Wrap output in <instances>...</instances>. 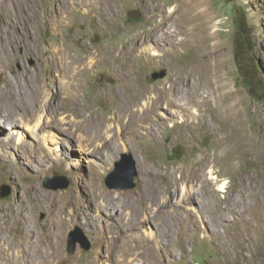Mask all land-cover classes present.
I'll return each mask as SVG.
<instances>
[{
	"label": "rangeland",
	"instance_id": "374dc122",
	"mask_svg": "<svg viewBox=\"0 0 264 264\" xmlns=\"http://www.w3.org/2000/svg\"><path fill=\"white\" fill-rule=\"evenodd\" d=\"M18 1L0 0V28L4 19L2 12L8 11L13 20H19L20 27L24 21H27L31 35L37 38V41H30L26 45L22 43L16 48H11L12 55L8 59L0 58V88L6 91L7 87L15 85L16 82L23 84L24 75H27L31 85L40 83L43 86L49 76L44 44L52 43L56 37L63 35L70 38L77 34L81 37L77 44L85 42L88 46L98 49L109 47L112 52L113 72L110 73L101 66L95 75L83 76L81 100L82 102L87 100L84 92L89 94L105 92V96H95L92 105L99 116V124L103 126L102 133L107 130L105 125L108 126L110 132L107 131V135H110L113 140L110 143V139H105L97 129V140L91 143L89 134L77 130L74 117L61 112L56 114V110H59L58 104H52V113L42 111L39 116H42L44 123H52L64 131L61 130L60 133L51 128L46 130L48 131L47 142H42V146L49 153V160L43 159L42 161L49 167L52 160L61 161L63 164L65 161L64 167L50 169L44 175L33 171L28 165L26 168L28 167L29 171H22L17 159L21 162L26 160L16 157L15 154L4 155L0 148V192L3 186L11 189L9 196L0 197V213L7 210L10 204L16 203L18 195L25 199L30 209L34 208V205L31 207L25 192L30 182L44 191L69 193L70 195L73 193L77 204L75 213L72 203H61L57 208L58 212L63 215L65 213L68 220L71 219L73 222L67 223L69 228L64 236L61 259L55 262L50 261L51 264H243L244 260L241 257L234 261V259L225 260L219 255L216 248L218 243L216 235L210 231L209 225H207L208 230L204 228V224H200L198 200L192 198L193 202L190 204L182 200V188H186L187 184H189L188 190L194 188L193 192H197L200 196L204 194L205 201L212 195L210 190L218 192L220 185L225 182H227L226 186L230 187V194L239 197L240 177L229 175L226 166H218L217 171H222L225 175L220 177L219 182L215 180L212 184L214 180L211 179L209 171L215 165L214 159L205 161L202 158L206 153L209 155L214 153L211 135L207 132L206 134L196 132L193 144L195 147L190 146L177 137L176 131L172 129L174 123L170 121L160 124L161 130L166 131L163 146L152 147L149 136L145 137L143 133L136 136L132 132L123 131L125 129L119 131L117 124L108 121L106 113L114 85L127 69L129 62L136 60L135 77L137 78L135 81L139 86L148 89L150 92L148 100L151 104L155 98H159L162 89L174 85V81H178L179 76H183L180 75L181 73L186 75L188 70L192 69L194 74L189 78L191 85L198 87V90L202 92L210 93L213 99L216 98L214 89L217 86L215 84L221 76L224 77L227 90L232 92L231 101L240 106L247 137L259 150L264 149V0H196L198 4L196 9L199 11L206 9L208 15L212 17L210 37L208 42L200 44L196 51L185 49L178 55L173 46L163 41L159 44V39L155 38L159 37L156 30L161 21L159 12L148 11L143 5L147 1L152 9L156 4L151 0H124L122 4H114L112 7L114 19L109 23L101 22L99 16L89 13L92 0ZM156 1L160 3L165 12L172 13V11L175 12L177 5L185 0ZM13 3L17 6L20 3L28 16L21 19L14 17L17 11ZM107 3V0L102 1L104 9L108 8ZM44 9L49 12L53 21L66 17V23L71 20V24L66 27L63 23L60 30L55 31L52 28V21L48 22L42 17ZM96 22H100V28H96ZM23 31L21 29V32ZM15 35L18 37L20 33ZM181 38L180 35L179 39ZM206 47L208 54H204L201 61L199 58L194 60V53H202ZM135 56L139 58L136 59ZM162 70L166 71V77L154 79L153 75ZM48 79L50 88L53 89L56 84L58 86L54 78L49 77ZM157 113L167 116L164 110H158ZM157 125L159 122L158 124L152 123L153 127ZM143 132L146 133L144 130ZM2 137L4 136L1 135L0 138ZM14 146L15 143H12L11 147ZM93 148L100 153L90 152ZM61 150L65 152V155ZM68 154H70V159L65 160ZM13 157H15V162ZM120 161L124 162V171L115 178V181L123 182L126 175L135 170L137 177L133 189H111L107 185L110 174L114 172L116 164ZM140 165L145 167L147 173L145 177L139 171ZM202 166L207 173L205 181L201 179L202 182L198 180L199 182L194 185L186 182L175 185L181 174H190L191 170L203 168ZM262 167L261 164L251 165L249 163L240 166L245 171L246 180L249 174L257 175V171ZM9 171L13 172L17 180H10L7 175ZM23 172L28 179L22 178ZM48 179H63L50 183L51 186L66 183L69 185L67 188H49L47 187ZM167 181L172 184L170 188L166 186ZM205 182L209 185L211 183L212 187L208 188ZM96 185L102 191L108 192L109 198L116 196L113 197V208L121 209L120 202L124 203L125 200L126 204L129 202L130 207L126 211L128 216L124 215L123 218L117 219L99 213L97 207L102 208L103 198L94 200L93 190ZM205 191L209 194H205ZM143 192H145V202L141 201ZM90 194L92 195L91 202ZM167 204L170 205L165 207ZM160 207H163L162 210ZM161 211L167 214L171 229L167 236L161 229V235L156 241L153 236L156 235L158 225L160 228L164 223V217L161 215L158 217ZM148 216L150 220L146 221ZM135 218L138 225H134L131 229L130 219ZM30 220L33 222L35 234L29 243L21 239L17 228L14 234L8 236L6 241L8 243L4 248H9L10 256L16 255L13 252L19 246L33 247L38 244V240L43 244L42 250L46 251L47 242L43 243V240L46 241L45 233L51 220V213L47 209L39 208L32 212ZM89 221L92 222L91 226L88 224ZM144 221L146 222L143 223ZM193 221H197L196 225L200 226V232L196 231ZM251 221L253 229L250 232L251 252L246 247L249 243L243 239L235 251L245 255L253 252L255 256L253 260L258 264H264L261 250L264 247V221L255 217H252ZM116 222L119 223L120 230L114 226ZM140 222L142 223L139 225ZM226 225L232 226L231 234L236 237L237 226L240 224L233 225L232 215L229 216V222ZM78 228L81 233L73 237L76 241V250L74 253H69L72 240L70 235ZM225 229L227 228H222L223 231ZM83 238L90 242L89 249L83 247L81 243ZM111 244H114L116 249L108 255L105 251ZM0 264L24 263L0 261ZM28 264L49 263H40L36 260L29 261Z\"/></svg>",
	"mask_w": 264,
	"mask_h": 264
},
{
	"label": "bare ground",
	"instance_id": "6f19581e",
	"mask_svg": "<svg viewBox=\"0 0 264 264\" xmlns=\"http://www.w3.org/2000/svg\"><path fill=\"white\" fill-rule=\"evenodd\" d=\"M10 1L14 2L16 0ZM92 1L89 13L97 15V17L99 16L101 22L107 23L114 19L112 13L113 5L125 2L124 0H107L108 8L104 9L102 5L103 0ZM151 1L156 4L152 9L147 1L143 5L148 11L154 10V13L155 11L159 12L161 21L159 26L156 27L159 37H155L159 39V44L163 41L165 44L173 46L176 55H178L185 49L196 51L200 44L208 42L210 37L209 31L213 25L212 17L208 15L206 9L204 11L196 9L198 5L196 0L183 1L177 5L175 12L172 11V13L165 12L164 8L156 0ZM13 4V6H16L15 10L17 11L14 17L21 19L28 16L20 3L18 6L15 3ZM2 13L4 14V19L2 21L3 25L0 28V58L8 59L12 55L11 48H16L22 43L26 45L30 41H37V38L32 37L27 21H24L20 27L19 20H13L8 11ZM42 17L48 22L52 21V28L55 31L60 30L63 23L66 27L71 24V20L69 23H66V17L53 21L46 9L42 11ZM213 18L215 17L213 16ZM100 26V22H96V28H100ZM21 29L24 31L21 32ZM19 33L20 35L16 37L15 34ZM180 35L182 36L181 39H179ZM79 38L81 37L77 34L70 38L62 35L56 37L52 43L48 42L44 44V55L46 56L49 72L48 78H54L58 86L55 83V87L53 89L50 88L48 78L43 86L39 82V85H31L27 79V75H24L25 82L23 84L16 82L15 85L7 87L6 91L0 88V137L1 135L4 136L2 137L3 140L0 138L2 140L0 141V148L4 152V155L15 154L16 157L18 156L26 160H22L21 162L17 159L18 164L22 167V171H29L28 167L26 168L28 165L33 171L44 175L50 169H61L64 167L65 161L63 164L61 161L52 160L50 167L49 165H44L42 161L43 159L49 160V153L42 146V142H47L46 134L48 131L46 130L51 128L60 133L63 130L52 123H44L42 116H39L42 111L52 113L53 110L51 111V109H53L52 104L54 103L58 104L59 109L56 110V114L61 112L62 114L67 113L73 116L77 130L89 134L91 136V143H95L97 140V129L105 139H110V143L113 140L110 135H107V131L110 132L108 126L105 125V129L107 130L102 133L103 126L99 124V116L92 105V101L96 98L95 96H105V92L100 91L90 94L84 92L83 94H85L87 100L84 102L81 100L83 76L89 77L95 75L98 72L97 69L101 66L108 72H113L112 52L109 47L98 49L88 46L85 42L77 44ZM204 54H208L207 47L202 53L195 52L193 58L194 60L199 58L201 61ZM135 58L138 59L139 57L135 56ZM136 69V60L129 62L127 69L119 76L117 84L114 85L115 88L112 90L111 97L108 100V110L106 113L108 121L112 122V124H117L119 131L120 129H125L123 131L132 132L136 136L141 133L145 137L149 136L151 146L159 148L163 146L166 133V131L161 130V123L165 124L172 121L174 123L172 129L176 131L177 137L190 146H194L196 132L209 133L212 137L214 153L212 155L206 153L202 158L205 161L211 158L214 159L215 165L209 171L211 179L214 180L212 184L215 183V180L219 182L220 177L225 175L222 171H217L218 166H226L229 175L232 174L235 177H240L239 197L230 194V187H227V182H225L220 185L218 192H212L209 189L212 195L210 193L211 196L207 201L204 199V194L200 196L197 192H193L194 188L188 190L189 184H187L186 188H182V200L188 204L193 202L192 198L198 200L200 224H204V228L208 230L210 228V231L216 235L218 239L216 248L219 255L225 260L234 259L235 261L241 257L244 260L243 264H258L253 260L255 257L253 252L245 255L236 252L235 249L240 246V242L243 239L249 243L246 247L251 252L252 237L250 232L253 230L251 218L255 217L264 221V149L259 150L254 142L247 137L244 122L241 118L240 106L238 103L231 101L232 92L227 90L224 77L221 76L215 84L217 86L214 89L216 98L213 99L210 93L202 92L200 89L198 90V87L196 88L191 85L189 78L194 74V71L192 69L188 70L186 75L180 74L183 76H179V80L174 81V85H171L167 89H162V92L159 93V98H155V101L151 104L148 100V94L150 93L148 89L141 87V85L139 86L138 82L135 81L137 78L135 77ZM158 110H164L167 116L158 114ZM158 122L159 125L157 127L152 126V123L158 124ZM134 127L136 128L134 129ZM12 143H15L13 148L11 147ZM77 146L79 147V145ZM95 150L93 148L90 152H93V154L96 152L97 154L100 153V151ZM62 154L65 155V152ZM13 158L14 161L15 157ZM67 159H70V154L66 156L65 160ZM72 162H75V160H72ZM246 163L251 165L261 164L263 167L257 171V175L249 174L248 180H246V177H244L245 171L240 168V166L246 165ZM202 167L194 168L189 172L190 174H181V177L176 180L175 185L183 182L194 185L199 181H205L207 173H205L204 166ZM138 168L142 176L145 177L147 174L145 167L140 165ZM239 169L242 171L240 172ZM216 174H218V177H216ZM7 175L10 180H17L13 172L9 171ZM21 175L24 180L28 179L24 172ZM165 180L167 179L165 178ZM205 183L208 185V188L212 187L211 183L210 185L207 182ZM166 186L170 188L172 184L168 182ZM26 187L27 199L31 207L34 205V208L30 209L25 199L18 195V201L10 204L7 210H3L0 213V261L24 264L36 260L40 263L49 264H51L50 261H59L61 259L64 236L69 228L67 223L73 222V220H68L65 213L64 215L61 214L57 208L61 203H72L75 213L77 210L75 196L73 193L70 195L69 193L44 191L31 182ZM220 192L224 195L222 196ZM205 194L209 193L205 191ZM93 196L95 197V201L97 198H103L102 208L97 207L99 213L117 219L123 218L124 215L128 216L126 211L130 207V203L126 204V200L124 203H119L121 209L117 207L113 208V197L116 196L109 198V193L102 191L98 185L93 190ZM141 196V201L145 202V192ZM89 198L91 202V194ZM168 205L170 204H167L165 207ZM163 207H160V209L162 210ZM39 208L47 209L51 213V220L47 225L45 233L46 241L43 240V243L47 242L46 251L42 250L43 244L38 240V244L33 247L29 245L19 246L13 252L16 255L12 254L13 256H10L9 248H4L5 244L8 243L6 242L8 236L14 234L15 228H17L16 230L21 235V239L29 243L35 234L34 225L30 217L32 212ZM163 211L158 214V217L159 215L164 217V223L161 224L160 228L158 225L156 235L153 236L156 241H158L157 238L161 235V229L166 236L170 233L171 229L170 222L166 217L167 214ZM230 215L233 217V225L239 223L243 227L237 226L236 237L231 234L230 230L232 226L226 225L229 222ZM148 220H150L149 216L146 221ZM196 222L193 221L196 231L200 232V226L196 225ZM88 224L91 226L92 222L89 221ZM134 225H138L136 218L130 219V228L133 229ZM207 225H209V228H207ZM114 226L119 230L121 229L118 222ZM223 227L227 229L223 231ZM115 249L114 244H111L105 252L110 255L112 250ZM261 250L262 258H264V247Z\"/></svg>",
	"mask_w": 264,
	"mask_h": 264
},
{
	"label": "water",
	"instance_id": "95a60500",
	"mask_svg": "<svg viewBox=\"0 0 264 264\" xmlns=\"http://www.w3.org/2000/svg\"><path fill=\"white\" fill-rule=\"evenodd\" d=\"M167 75L165 70H162L161 72L155 73L153 75L154 79H162L165 78ZM124 171V162L120 161L119 163L116 164V168L114 170L113 173L110 174L108 180H107V185L109 186V188L111 189H121V190H128V189H133L135 187V179L137 177V172L135 170H133L131 173L127 174L124 181L121 183H117L115 181V178H117L121 173H123ZM58 180H63V179H55V180H47V187L49 188H53V189H59V188H67L68 187V183L66 184H61L60 186H51L50 183L54 182V181H58ZM11 194V189L8 186H3L1 188V192H0V197L4 198L6 196H9ZM78 233H81V230L78 228L76 230V232H72L71 233V246L69 249V253H74L76 250V241L73 239V237L75 235H77ZM81 243L83 244V247L85 249H89L90 248V242L86 239L83 238V240L81 241Z\"/></svg>",
	"mask_w": 264,
	"mask_h": 264
}]
</instances>
